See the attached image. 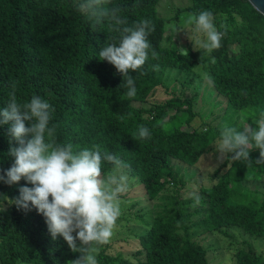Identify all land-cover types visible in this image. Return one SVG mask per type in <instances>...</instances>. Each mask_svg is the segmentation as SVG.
<instances>
[{
	"label": "trees",
	"instance_id": "trees-1",
	"mask_svg": "<svg viewBox=\"0 0 264 264\" xmlns=\"http://www.w3.org/2000/svg\"><path fill=\"white\" fill-rule=\"evenodd\" d=\"M158 2L111 0V6L122 8L129 24L148 19L155 29L148 40L159 57L149 56L141 69L129 73L137 89L130 98L127 78L98 59L103 45L111 42L107 37L117 35L107 24L94 29L76 11L74 0H0V108L7 106L12 92L18 103L34 95L46 100L52 106L50 123L56 126L59 143H71L74 150L98 145L102 153L117 155L128 165L123 172L136 178L146 200L153 201L135 214L142 220L140 231L117 237L118 247L112 242L100 246L98 264H212L206 246L215 252L216 247L203 244L201 235L241 232L264 238V188L245 184L262 180L264 164L224 159L216 169L222 173L210 185L199 187L200 201L195 204L191 195L180 197L185 180L173 162L195 164L219 139L225 123L242 129L264 110V15L248 0H191L176 9V18L182 11L214 14L225 35L211 54L216 63L210 64L203 55L201 68L228 106L235 113L243 111L221 126L204 120L196 126L192 123L196 95L143 105L164 85L168 67L189 73L200 63V53L192 46L162 44L169 19L158 13ZM221 24L226 28H219ZM238 119L242 123L237 125ZM140 125L149 129L150 137H138ZM7 128L0 126L3 170L13 163L7 155ZM250 158L258 159L259 151H251ZM103 168L106 173L112 165L104 162ZM22 186L32 185L23 179L11 186L0 181V264H67L78 258L62 237L51 238L44 217L34 208L17 209L12 201ZM233 227L238 229L230 230ZM130 241L136 242V250L124 256L120 248ZM248 245L247 240L234 245V264H264V253Z\"/></svg>",
	"mask_w": 264,
	"mask_h": 264
},
{
	"label": "clouds",
	"instance_id": "clouds-1",
	"mask_svg": "<svg viewBox=\"0 0 264 264\" xmlns=\"http://www.w3.org/2000/svg\"><path fill=\"white\" fill-rule=\"evenodd\" d=\"M74 7L94 29L107 24L110 33L117 34L107 37L111 42L103 45L98 59L107 61L123 79L127 78L126 95L134 97L137 89L129 73L141 69L149 56L159 57L148 40L154 25L148 19L129 24L122 8L111 6V0H74ZM256 10L264 15L259 8ZM188 24L194 25L188 39L193 50L200 53L196 67H205L201 63L203 55L214 65L216 60L211 54L221 47L225 35L218 29L214 14L201 10L190 15ZM219 28L226 26L221 24ZM51 111L52 106L39 96L18 103L15 93H10L7 106L0 108V126H8L7 155L13 163L7 170L0 169V181L11 186L23 179L32 185L20 187L19 196L12 202L25 212L34 208L44 217L53 240L62 237L72 252L80 253L67 264H98L100 246L110 242L122 215V197L130 187L129 177L123 172L128 165L113 153H102L98 145L74 150L71 143H59L56 126L50 123ZM137 135L140 139L148 138L150 131L140 125ZM253 150L259 151L256 160L250 158ZM216 152L219 161L230 158L233 162L264 164V110L242 129L225 123ZM104 162L112 165L107 175ZM190 195L198 204L199 195Z\"/></svg>",
	"mask_w": 264,
	"mask_h": 264
},
{
	"label": "rangeland",
	"instance_id": "rangeland-1",
	"mask_svg": "<svg viewBox=\"0 0 264 264\" xmlns=\"http://www.w3.org/2000/svg\"><path fill=\"white\" fill-rule=\"evenodd\" d=\"M190 3L191 0H159L157 4L158 13L169 19L166 23V31L162 40L164 46L177 49H186L187 45L192 46V42L188 39V33L194 28L193 25L188 24V19L192 14L188 11H182L177 18L174 16L179 6ZM204 74L205 72L202 68L196 66L189 73L187 70L168 67L164 85L157 87L154 94L148 98V102L143 105L148 106L156 102H162L171 96H181L183 94L184 96L191 97L196 95L193 103L194 111H196V116L192 120L193 125H201L202 120H204L211 126H221L225 121L236 119L237 115L242 114L243 111L235 113V110L228 106V100L214 91L213 85L208 79H205ZM136 104L138 105L139 103ZM223 118L224 120H222ZM240 123H242V120L238 119L237 125ZM244 126H247V124L244 123ZM218 140L212 145V148L201 155L195 164L189 165L180 161H173L174 166L181 169L180 173L183 176V180H185V185L180 189L181 198L189 197L193 192L199 194V187L201 185H210L222 173V170L219 173L216 170L224 161H219L217 158L219 155L216 152ZM110 172L108 171L105 174L107 175ZM261 177L262 180L245 181V184L248 186L260 184V188L262 189L264 188V175ZM129 181V191L122 197V215L117 220V226L110 239L111 244L117 247L119 244L118 241H115L117 237L120 238L123 234L135 233L141 230L142 220L136 217L135 214L143 206L149 208L153 202L146 200L142 185L136 178L129 177ZM146 211L149 213L146 218H149L152 209L150 208ZM234 229L238 228H230V230ZM132 239H135V237H132ZM199 239L203 244L210 243L213 244V247H216L217 251L215 252L206 246L208 248V258L212 264H234V245L243 240H247L248 246L255 248L257 252L264 253V238L253 237L246 233L237 232L235 235L232 232H228V234L219 232L213 234L206 233L201 235ZM136 247V242L130 241L127 245L121 246L120 251L124 256H132ZM78 254L80 255V253Z\"/></svg>",
	"mask_w": 264,
	"mask_h": 264
},
{
	"label": "water",
	"instance_id": "water-1",
	"mask_svg": "<svg viewBox=\"0 0 264 264\" xmlns=\"http://www.w3.org/2000/svg\"><path fill=\"white\" fill-rule=\"evenodd\" d=\"M249 3L255 8H259L262 12H264V0H248Z\"/></svg>",
	"mask_w": 264,
	"mask_h": 264
}]
</instances>
